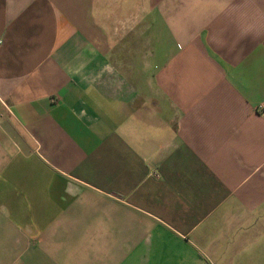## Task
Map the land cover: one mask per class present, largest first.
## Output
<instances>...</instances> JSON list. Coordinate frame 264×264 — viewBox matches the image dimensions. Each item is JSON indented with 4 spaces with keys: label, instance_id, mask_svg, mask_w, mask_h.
<instances>
[{
    "label": "crops",
    "instance_id": "obj_1",
    "mask_svg": "<svg viewBox=\"0 0 264 264\" xmlns=\"http://www.w3.org/2000/svg\"><path fill=\"white\" fill-rule=\"evenodd\" d=\"M0 264H264V0H0Z\"/></svg>",
    "mask_w": 264,
    "mask_h": 264
}]
</instances>
